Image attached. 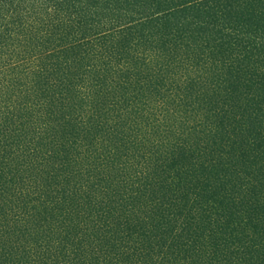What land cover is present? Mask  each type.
Returning <instances> with one entry per match:
<instances>
[{
  "label": "trees",
  "instance_id": "obj_1",
  "mask_svg": "<svg viewBox=\"0 0 264 264\" xmlns=\"http://www.w3.org/2000/svg\"><path fill=\"white\" fill-rule=\"evenodd\" d=\"M0 264H264V0H0Z\"/></svg>",
  "mask_w": 264,
  "mask_h": 264
}]
</instances>
